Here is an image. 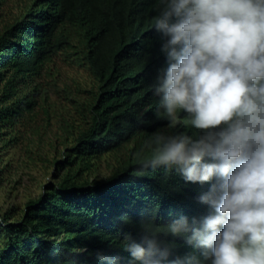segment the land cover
I'll list each match as a JSON object with an SVG mask.
<instances>
[{
    "label": "trees",
    "instance_id": "1",
    "mask_svg": "<svg viewBox=\"0 0 264 264\" xmlns=\"http://www.w3.org/2000/svg\"><path fill=\"white\" fill-rule=\"evenodd\" d=\"M24 147L0 264H264V0H0V176Z\"/></svg>",
    "mask_w": 264,
    "mask_h": 264
},
{
    "label": "rangeland",
    "instance_id": "2",
    "mask_svg": "<svg viewBox=\"0 0 264 264\" xmlns=\"http://www.w3.org/2000/svg\"><path fill=\"white\" fill-rule=\"evenodd\" d=\"M25 149L26 147L20 150H11L7 156L3 155L4 159H11L12 167L10 171H5L0 176V211L2 213L11 208H16V211L21 213L26 202L40 196L44 185L51 180L53 169H45L41 161H37V164L32 166L28 161ZM36 149H38L36 146L33 147L34 151ZM41 150L43 153L49 154L50 157L53 156L52 151L50 152L45 143L41 144ZM36 158H38V154H36ZM113 163H115L113 160H102L99 174L102 177L110 174Z\"/></svg>",
    "mask_w": 264,
    "mask_h": 264
}]
</instances>
